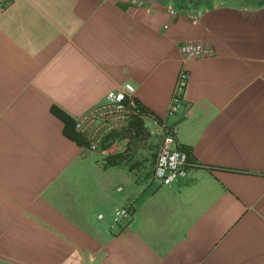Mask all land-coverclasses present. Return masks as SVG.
Returning a JSON list of instances; mask_svg holds the SVG:
<instances>
[{
  "label": "crops",
  "instance_id": "0c3cea01",
  "mask_svg": "<svg viewBox=\"0 0 264 264\" xmlns=\"http://www.w3.org/2000/svg\"><path fill=\"white\" fill-rule=\"evenodd\" d=\"M10 2L0 12V264H264V0ZM172 5L201 18L174 17ZM188 43L214 54L186 59ZM184 67L185 106L167 118ZM126 84L178 126L187 179L167 187L106 168L108 152L69 138L51 111L76 122ZM125 207L133 218L116 227Z\"/></svg>",
  "mask_w": 264,
  "mask_h": 264
},
{
  "label": "built area",
  "instance_id": "2783aa9c",
  "mask_svg": "<svg viewBox=\"0 0 264 264\" xmlns=\"http://www.w3.org/2000/svg\"><path fill=\"white\" fill-rule=\"evenodd\" d=\"M201 0H184V6L194 7ZM183 2V3H184ZM10 0H0V12L9 8ZM168 12L174 17L186 16L195 20L201 18L200 13L190 10L178 11L170 6ZM181 55L189 60H200L213 56L212 50L205 49L199 43H188L180 47ZM190 81V73L185 67L180 71L168 107L167 118L180 114L185 106V95ZM140 103L136 98V90L126 84L124 87L109 92L104 100L76 119V130L84 135L90 152H99L104 140L111 134L124 129L133 116L141 114ZM153 128L161 135V144L155 163L153 181L160 186H173L189 176V168L193 165L190 154L177 147L178 126L169 124L167 119L153 117ZM103 217L101 216L100 219ZM133 218L131 208L125 207L114 215V225L122 227Z\"/></svg>",
  "mask_w": 264,
  "mask_h": 264
},
{
  "label": "trees",
  "instance_id": "16d2710c",
  "mask_svg": "<svg viewBox=\"0 0 264 264\" xmlns=\"http://www.w3.org/2000/svg\"><path fill=\"white\" fill-rule=\"evenodd\" d=\"M140 109V115L133 116L124 129L109 135L102 143L101 151L108 152L100 159L104 167H123L135 172L145 166L144 160L146 159L144 158L145 156L142 154V152L139 151L140 144L142 142H148V139L150 138V132L146 127V124L153 117H158L142 105L140 106ZM51 111L65 123V134L69 138L75 140L82 146H89L88 140L75 131L76 122L70 115H68L58 106H53ZM122 142H127V146L124 150L109 152L116 143ZM158 148V144L149 145L147 148L149 151V156L147 158L153 165V176L144 179V181H153L155 163L158 156ZM185 150L192 157L190 150L188 148H185ZM192 160L193 158H191V161Z\"/></svg>",
  "mask_w": 264,
  "mask_h": 264
},
{
  "label": "rangeland",
  "instance_id": "374dc122",
  "mask_svg": "<svg viewBox=\"0 0 264 264\" xmlns=\"http://www.w3.org/2000/svg\"><path fill=\"white\" fill-rule=\"evenodd\" d=\"M215 1H219V0H201L199 5L202 3L208 2L209 4H212L213 6H217L219 3H216ZM139 3H144V2L140 1ZM146 127L148 128L150 132V138L148 139V142H142L139 148V151L142 152V154L145 156L144 157L146 159L144 160L145 166L134 172L138 174L140 179H143V180L148 177L153 176V165L151 164V162H149L147 158L149 156V151L147 148L149 147V145H154V144H158L160 147V144H161V135L155 131L150 121H148V123L146 124ZM126 146H127V142L116 143L109 152L122 151L126 148ZM158 151H159V148H158Z\"/></svg>",
  "mask_w": 264,
  "mask_h": 264
}]
</instances>
